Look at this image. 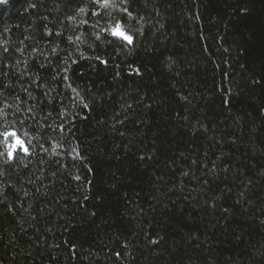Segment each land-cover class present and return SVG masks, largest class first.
<instances>
[{
  "label": "trees",
  "instance_id": "trees-1",
  "mask_svg": "<svg viewBox=\"0 0 264 264\" xmlns=\"http://www.w3.org/2000/svg\"><path fill=\"white\" fill-rule=\"evenodd\" d=\"M0 264H264V0L0 3Z\"/></svg>",
  "mask_w": 264,
  "mask_h": 264
},
{
  "label": "snow or ice",
  "instance_id": "snow-or-ice-1",
  "mask_svg": "<svg viewBox=\"0 0 264 264\" xmlns=\"http://www.w3.org/2000/svg\"><path fill=\"white\" fill-rule=\"evenodd\" d=\"M7 0H0V3H6ZM107 3V0H105V4ZM81 11H84L83 9H81ZM113 35L114 36H119L122 39H124L125 41L131 43L132 42V37L128 34H126L123 30H121V25L119 23H117L116 27L113 29ZM5 137L12 135L15 136L16 133L15 132H10V133H4ZM18 143L23 144L22 140H17ZM10 147H14V145L10 146ZM25 151H27V148H25Z\"/></svg>",
  "mask_w": 264,
  "mask_h": 264
}]
</instances>
